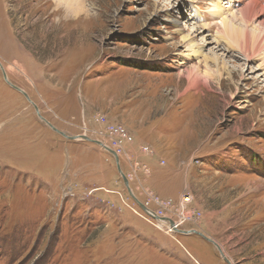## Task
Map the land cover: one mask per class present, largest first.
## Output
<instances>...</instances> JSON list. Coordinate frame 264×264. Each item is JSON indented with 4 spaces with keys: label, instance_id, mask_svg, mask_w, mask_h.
Segmentation results:
<instances>
[{
    "label": "rangeland",
    "instance_id": "374dc122",
    "mask_svg": "<svg viewBox=\"0 0 264 264\" xmlns=\"http://www.w3.org/2000/svg\"><path fill=\"white\" fill-rule=\"evenodd\" d=\"M213 4L0 0V62L59 130L108 146L96 117L125 127L143 186L174 204L189 195L201 216L178 229L223 256L160 229L109 152L52 130L0 70V264H264V69L214 48ZM210 52L228 71L204 73Z\"/></svg>",
    "mask_w": 264,
    "mask_h": 264
},
{
    "label": "bare ground",
    "instance_id": "6f19581e",
    "mask_svg": "<svg viewBox=\"0 0 264 264\" xmlns=\"http://www.w3.org/2000/svg\"><path fill=\"white\" fill-rule=\"evenodd\" d=\"M213 1V9L215 11L214 13H219L217 16L219 18V26H217V37H213L212 39L215 43L214 48H219L220 44H222V46L224 47H221L222 49L218 50L235 52L236 55H233V57H237V54H239L238 56H242L247 61L259 60V66L264 69V0ZM199 28H203L204 31L206 30L205 26H201ZM189 34L187 33L186 35ZM190 38L192 37L190 36ZM183 39L185 40L186 37H184ZM190 42H192L191 39ZM192 43L187 46L188 48H190L188 56H191V53L194 52L193 50L195 49V46ZM204 44H208L207 39ZM201 57L202 61L199 62L198 65L203 63L204 73L207 74L210 71L209 62L213 63L216 66V71H228L226 62H224V60H221L216 52H210V54L201 53ZM198 65L194 68L196 71H198V68H200ZM187 78L189 80L188 87L197 86L198 84H200L198 80V78L200 77L193 74V69L188 72ZM201 84L208 85L203 79ZM182 200L183 198L181 199V201ZM170 220L173 221L174 225V220L172 218ZM172 229L175 230L176 227Z\"/></svg>",
    "mask_w": 264,
    "mask_h": 264
},
{
    "label": "built area",
    "instance_id": "2783aa9c",
    "mask_svg": "<svg viewBox=\"0 0 264 264\" xmlns=\"http://www.w3.org/2000/svg\"><path fill=\"white\" fill-rule=\"evenodd\" d=\"M96 120L102 126V130L100 131L101 139L107 138L108 146L113 150L116 149L115 151L118 156L122 155L123 159L128 163L129 172L126 174L128 181L135 182L136 188H139V191L143 194V199L139 200L142 201L148 210L153 212L158 218H173L174 226L176 228H182L181 226L184 225V223L195 222L199 219L201 213L199 214V212L188 208V201L191 199L189 195L181 196L179 202L177 201V203L174 204L171 198L169 199L155 194L143 186L142 181L145 178H141L140 174L147 177L150 175V169L147 164L134 160L130 154L128 147L133 144L134 138L125 127L120 124L109 123L106 121V118L101 115L97 116ZM140 149V152L145 155L151 154V151L147 146H141ZM181 198H184V200L181 201ZM148 217L150 216L148 215ZM160 223V221L155 222L158 226ZM162 223L164 224L159 226L160 229H164L173 234V236H176V232H173L167 222Z\"/></svg>",
    "mask_w": 264,
    "mask_h": 264
},
{
    "label": "water",
    "instance_id": "95a60500",
    "mask_svg": "<svg viewBox=\"0 0 264 264\" xmlns=\"http://www.w3.org/2000/svg\"><path fill=\"white\" fill-rule=\"evenodd\" d=\"M0 70H1L2 77H3L4 82L7 85H9L11 88H13L14 90H16V91L20 92L21 94H23V96L33 105L34 110H35V113L38 116V118L40 120L44 121L52 130H54L55 132L59 133L63 137H65L67 139H70V140L83 139V140H87V141L93 142V143L101 146L102 148H104L107 152H109L112 155L113 159H114L117 172L119 173V175H120V177L122 179V182L124 184V187L126 188V190L128 192V195L135 202V204H137L143 210V212H145L151 218H154V219H156L157 221H160V222H167L169 224V226H171L172 228H174V225H173V221L172 220H170L169 218H158L153 212H151L150 210H148V208H146L144 206V204L142 202H140L139 199L136 198V196L134 195V193L132 192V190H131V188L129 186V181H128L126 175L124 174V172L121 169L119 156H118V154L116 153L115 150H113L111 147H109L106 144H104L101 140H97V139L91 138V137H89V136H87L85 134L69 135L66 132L61 131L58 128H56L55 126H53L50 122H48L40 114V111H39L38 107L34 103L31 102V100H30L29 96L27 95V93L24 92L21 88H19L16 85L12 84L8 80L7 74H6L5 70H4V67H3V65H2L1 62H0ZM175 231H176V233H180V234H191V233H193V234H197L199 236H202L205 240H207V241L211 242L212 244H214V246L217 248V250L223 256L222 251H221L220 247L218 246V244L214 240H212V239H210V238H208L206 236H203L200 232H198L196 230H181V229H178V228H176Z\"/></svg>",
    "mask_w": 264,
    "mask_h": 264
},
{
    "label": "crops",
    "instance_id": "0c3cea01",
    "mask_svg": "<svg viewBox=\"0 0 264 264\" xmlns=\"http://www.w3.org/2000/svg\"><path fill=\"white\" fill-rule=\"evenodd\" d=\"M131 145H132V144H131ZM131 145H130V146H131ZM128 150L130 151L129 148H128ZM136 157H137V156H136ZM136 157H135V159H137ZM137 161H138V160H137ZM138 162H140V161H138ZM140 163H144V162H140ZM145 164H146V163H145ZM131 186H135V182H131ZM134 194H135V193H134Z\"/></svg>",
    "mask_w": 264,
    "mask_h": 264
}]
</instances>
